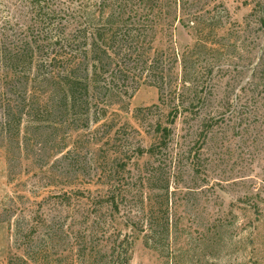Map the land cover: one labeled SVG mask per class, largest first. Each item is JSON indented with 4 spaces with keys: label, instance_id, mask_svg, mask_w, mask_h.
Returning a JSON list of instances; mask_svg holds the SVG:
<instances>
[{
    "label": "rangeland",
    "instance_id": "1",
    "mask_svg": "<svg viewBox=\"0 0 264 264\" xmlns=\"http://www.w3.org/2000/svg\"><path fill=\"white\" fill-rule=\"evenodd\" d=\"M41 1L57 11L43 23L32 0H0V38L37 49L31 73L25 62L0 69V264H264V80L254 76L264 35L247 24L252 0H124L133 43L160 57L158 72L134 60L112 84L91 72L76 108L65 71L92 59L70 38L109 29L118 2ZM224 9L215 69L198 66L207 90L169 124L170 87L183 84L181 55L197 39L190 19ZM158 124L173 129L167 147Z\"/></svg>",
    "mask_w": 264,
    "mask_h": 264
},
{
    "label": "trees",
    "instance_id": "2",
    "mask_svg": "<svg viewBox=\"0 0 264 264\" xmlns=\"http://www.w3.org/2000/svg\"><path fill=\"white\" fill-rule=\"evenodd\" d=\"M144 1V0H142ZM118 4L113 6L111 13L108 15L106 21L110 22L109 29H94L90 30V26L78 28L74 34L71 36V41H77L79 38L84 39L83 48L87 49L85 51V56L88 53H91L92 64L87 66L86 70L82 69L81 63H78V66L72 68H66V92L65 98L67 103L71 105L72 108H76L77 104L82 102V96H88L89 94V77L90 73L94 76V80L105 81L108 84H112L116 78L121 75L127 76L133 71L134 65H130V60L136 61V64H141L143 69L147 66L148 73L150 75L156 74L158 71L154 68L157 67L160 57H148L147 54L143 51L142 48L137 47L136 43H133L134 35L131 32V29L128 27L127 19L131 18L129 13L127 14L123 8L125 1L117 0ZM251 10L248 15L252 19L247 21L249 28L251 30H258L264 35V0H252L251 1ZM32 7L34 13L40 19V23H43V18L47 14L56 13V9L47 8L45 3L41 0H32ZM226 14L222 15L221 12H210L208 16H195L194 19H190L192 23V28L196 32V42L195 44L184 51L181 55L182 64H183V84L181 87H170V98L174 104V112L170 111L169 124H173L181 113V109H188L187 104L188 99L193 102L196 98L199 97L200 90L203 91L207 87H203L204 82L198 80L200 70L198 66L200 64H205L207 70L212 73L215 69V63L213 58L218 56V53L221 54V42L219 41L218 30L227 22V17L229 14L226 9H224ZM104 15L101 16V21L105 19ZM134 23L131 24H136ZM139 23V22H138ZM103 30V31H101ZM136 36H140V33ZM132 37V38H131ZM260 37H256L255 44L261 46ZM90 48V50L88 49ZM89 50V51H88ZM37 49L33 47H17L16 49L11 48L5 40L0 38V69L2 71H7L6 76L12 71H18V66L25 62L26 67L24 71L26 73H31L33 70L37 69V60H36ZM81 55V52L79 53ZM206 57L205 62H202L200 59ZM80 57V56H79ZM215 59V58H214ZM136 66V65H135ZM158 68V67H157ZM199 70V71H198ZM254 76L258 77L260 80H264V49L261 51L260 57L254 64ZM162 74V78H163ZM164 80V79H163ZM259 84H256V87H259ZM163 81L160 83V88H163ZM9 90L6 89V93H9ZM207 90V89H206ZM160 100L164 102L163 96L160 97ZM86 102V103H85ZM86 106L89 105L88 100H85L84 103ZM4 112H7L8 116L11 113V103L5 102V106L2 107ZM224 115H221L220 118H223ZM7 120V117H6ZM21 121H17V126L19 127ZM158 136L160 145L167 147L168 142L173 134V129L171 125L163 126L158 124ZM206 132L209 130L206 126ZM143 153L155 154L156 149L154 146L149 148L141 149ZM118 182H114V186L118 185ZM120 193L113 191L108 195L106 201H109L112 204L117 203L118 195Z\"/></svg>",
    "mask_w": 264,
    "mask_h": 264
}]
</instances>
